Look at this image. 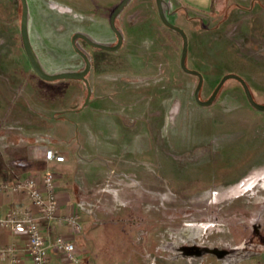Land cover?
<instances>
[{
    "label": "rangeland",
    "instance_id": "1",
    "mask_svg": "<svg viewBox=\"0 0 264 264\" xmlns=\"http://www.w3.org/2000/svg\"><path fill=\"white\" fill-rule=\"evenodd\" d=\"M121 1L64 0L61 3L70 11L59 15L48 4L33 0V20L50 18L59 24L54 40L38 28L44 36L37 37L34 46L45 65L60 70L56 61L72 54L71 38L78 30L88 32L86 36L100 45L116 44L109 20ZM218 1L209 13L181 5L166 10L170 22L188 35L187 66L204 76L200 99L208 100L222 77L235 73L247 81L254 99L264 104V0ZM11 4L10 10L20 7L19 0ZM116 24L124 33L118 51L80 43L93 61L88 75L91 100L118 94L146 99L152 110V161L146 170L111 173L90 189L85 204L89 212L76 202L83 229L74 233L63 223L75 240L78 263L60 254L61 260L145 264L162 262L164 256L168 262H184L207 253L191 250L194 243L224 247L264 242V112L250 104L236 79L227 80L210 105L196 102L198 76L181 67L183 38L162 22L155 0H129ZM19 51L24 67L16 71L37 90L31 114L39 118L46 134L63 137L67 122L60 115L84 107L85 83H46L20 43ZM7 100L0 82V101ZM3 111L6 106L0 114ZM49 148L59 153L53 145L45 147V153ZM5 160L1 156L0 162ZM48 170L56 172L60 182L53 169L32 175Z\"/></svg>",
    "mask_w": 264,
    "mask_h": 264
},
{
    "label": "crops",
    "instance_id": "2",
    "mask_svg": "<svg viewBox=\"0 0 264 264\" xmlns=\"http://www.w3.org/2000/svg\"><path fill=\"white\" fill-rule=\"evenodd\" d=\"M169 1L170 8L181 5L201 13L211 12L219 2ZM12 2L13 0H0V82L9 95L5 104L0 101V109L6 106V112L0 114V154L6 158L5 163L0 162V181L14 182L47 169L58 172L60 216L54 220L41 221V229L50 246V264H73L63 262L61 255L53 247L57 236L67 234L73 237L62 217L76 209V202L84 205V210L89 212L88 207H85L89 202L86 196L90 189L97 187V184L111 176V173L148 169L147 165L151 163L154 152L152 110L146 99L132 100L128 94L97 96L89 105L60 115L61 119L67 122L63 137L46 134V128L41 126L39 118L31 114L37 104L34 98L37 96L34 92L37 90L28 86L24 74L16 71L17 68L24 67V56L19 51V43L22 49L23 44L19 42L21 23L16 18L20 11L17 7L10 10ZM11 11L12 14L9 15ZM39 27L47 31L45 36ZM63 27L61 24L60 28ZM29 29L31 43L34 44L37 37L57 39L59 24L57 20L41 18L31 20ZM49 145L55 146L59 153L65 154V162L46 161L45 147ZM25 210H29L36 218L40 217L38 208L25 193H0V217L10 216L14 212L23 215ZM27 244L25 233L0 227V245L11 249L6 254H0V264H12L14 258L17 259V264H33L27 252ZM190 247L193 251L198 249L207 253L201 258L194 254L193 259L184 262H168V259L162 256V262L152 261L145 264H264V242L261 240L256 245L228 243L219 247L194 243ZM222 251L225 253L222 254Z\"/></svg>",
    "mask_w": 264,
    "mask_h": 264
},
{
    "label": "built area",
    "instance_id": "3",
    "mask_svg": "<svg viewBox=\"0 0 264 264\" xmlns=\"http://www.w3.org/2000/svg\"><path fill=\"white\" fill-rule=\"evenodd\" d=\"M45 158L50 163H63L66 160L64 155L53 148L47 149ZM58 187V175L51 170L14 182L0 181V193L23 192L39 210V218L33 216L29 210H25L23 215L14 212L10 216L0 217L1 228H10L27 235V252L33 264H50V246L42 232L41 221L54 220L60 216ZM62 220L74 233H79L83 229V222L77 209L65 214ZM53 247L66 259L78 263L76 244L73 238L58 236ZM9 251H11L10 248L0 245V254H6ZM12 264H17L16 258L13 259Z\"/></svg>",
    "mask_w": 264,
    "mask_h": 264
},
{
    "label": "water",
    "instance_id": "4",
    "mask_svg": "<svg viewBox=\"0 0 264 264\" xmlns=\"http://www.w3.org/2000/svg\"><path fill=\"white\" fill-rule=\"evenodd\" d=\"M155 1H156L159 16H160L162 22L166 26H168L169 28L178 31L183 38V49H182V54H181V67L185 72L198 76L199 80H198V84L195 88V93H194L196 102L201 106L210 105L214 101V99L217 97V94L219 93V91L222 88V86L224 85V83L229 79H236L242 84L250 104L254 108H256L258 111L264 112V104L258 103L254 99V96L252 94V91H251L247 81L242 76L235 74V73H229V74L224 75L208 100L203 101L200 99V91H201L202 86H203L204 76L200 71L190 69L186 64L188 50H189L188 35L186 34L184 29H182L181 27L170 22V20L168 19L167 15L165 13L164 7H163V0H155ZM128 2H129V0H122L110 16L111 28L115 32L117 39H118V41L115 45L103 46V45H100L98 43L91 41L84 34L76 33L72 37V44H73L75 50L83 57L85 64H86L85 68L83 70H80V71L59 72V73H55V74H49V73L45 72L44 69L42 68V66L38 60V57L35 54L34 48L32 47L30 37H29V31H28V15H29L28 2H27V0H21V3H22V17H21L22 42H23V46H24L25 52L27 54V57H28L30 64H31L33 70L35 71V73L41 79L46 80V81H58V80H82V81H84L86 86H87V89H88V93H87V97L85 100L84 107L89 105L91 102L92 89H91V86L89 84L87 75L89 74V72L91 70V61H90L89 57L87 56V54L82 52L77 47L76 39L77 38L84 39L91 46L96 47V48H100V49H103L106 51H117V50H119L121 48V46L123 45V34L116 26V19H117L119 13L128 4Z\"/></svg>",
    "mask_w": 264,
    "mask_h": 264
},
{
    "label": "flooded vegetation",
    "instance_id": "5",
    "mask_svg": "<svg viewBox=\"0 0 264 264\" xmlns=\"http://www.w3.org/2000/svg\"><path fill=\"white\" fill-rule=\"evenodd\" d=\"M64 0H36V3L38 4V3H41V4H48V6L50 7V9L51 10H54L55 11V13H57V14H59V15H63V14H65V13H67V12H69L70 11V8L67 6V5H65V4H62L61 2H63ZM19 2H20V7H19V11L21 12V14H20V23H21V17H22V3H21V0H19ZM27 2H28V8H29V15H28V31H29V37H30V41H31V34H30V29H29V25H30V21L31 20H33V18H32V15H33V10H34V7H33V0H27ZM157 6V5H156ZM48 7V8H49ZM164 7V6H163ZM115 10V9H114ZM113 10V11H114ZM158 10V9H157ZM53 11V12H54ZM112 14V13H111ZM120 14V13H119ZM38 15V14H37ZM111 16V15H110ZM39 18V20H41V18L40 17H38ZM117 19H118V17H117ZM117 19H116V22H117ZM55 20V19H54ZM109 23H110V20H109ZM20 26H21V24H20ZM116 26H117V24H116ZM110 27H111V25H110ZM117 28L122 32V34H123V43H124V33H123V31L117 26ZM112 29V28H111ZM113 30V29H112ZM114 32V31H113ZM76 33H81V34H84V35H86L88 32H86V31H84V30H78V31H76V32H74L73 33V35L74 34H76ZM114 34H115V32H114ZM73 35H72V37H73ZM116 35V34H115ZM60 37H62V36H60ZM116 38H117V36H116ZM21 40H22V36H21ZM78 41H80V42H78ZM81 41L83 42V43H85L86 45H88V46H91L88 42H86L84 39H81V38H77L76 39V45H77V47L82 51V52H84L85 54H87V56L89 57V59H90V61H91V70H92V67H93V61H92V58H91V56L89 55V53L87 52V51H85L84 50V46L83 45H81L80 43H81ZM117 41H118V39H117ZM117 43V42H116ZM22 44H23V42H22ZM32 44V43H31ZM71 44H72V38H71ZM115 45V44H114ZM32 47L34 48V51H35V54L36 53H38V50H37V48L34 46V44H32ZM72 47H73V49L75 50V48H74V46H73V44H72ZM91 47H93V46H91ZM122 47V46H121ZM23 48H24V46H23ZM93 48H96V47H93ZM96 49H100V48H96ZM25 50V49H24ZM103 50V49H102ZM76 51V50H75ZM106 51V50H105ZM118 51V50H117ZM77 52V51H76ZM109 52H115V51H109ZM78 53V52H77ZM79 54V53H78ZM38 55H39V57L41 58V56H40V53H38ZM80 55V54H79ZM36 56H37V54H36ZM81 56V55H80ZM38 57V56H37ZM82 57V56H81ZM83 58V57H82ZM38 60H39V58H38ZM84 60V59H83ZM85 62V61H84ZM86 65V64H85ZM85 68V67H84ZM83 70V69H82ZM90 70V71H91ZM62 72H65V71H62ZM90 73V72H89ZM52 74H55V73H52ZM89 75V74H88ZM87 75V76H88ZM40 78V77H39ZM88 78V77H87ZM43 80V79H42ZM46 81V80H45ZM85 83V82H84ZM86 85V84H85ZM87 87V86H86Z\"/></svg>",
    "mask_w": 264,
    "mask_h": 264
},
{
    "label": "trees",
    "instance_id": "6",
    "mask_svg": "<svg viewBox=\"0 0 264 264\" xmlns=\"http://www.w3.org/2000/svg\"><path fill=\"white\" fill-rule=\"evenodd\" d=\"M169 5L170 4L167 0H163V6H164V10H165L166 15L168 13L167 12L168 9H171L169 7ZM38 53H36V54L39 58V62L41 64L42 68L44 69L45 72H47L49 74L59 73L62 71H65V72L80 71V70L84 69V67H85V62H84L83 58L74 49L72 50V54L69 57H63L62 59H60V60L58 59L56 61V63L60 65V70H57V71H51L48 68V66L45 65L42 58L39 57ZM58 81H62V80H58ZM69 81H82V80H69ZM0 160H1V155H0Z\"/></svg>",
    "mask_w": 264,
    "mask_h": 264
}]
</instances>
